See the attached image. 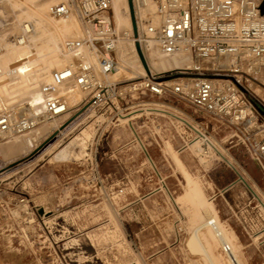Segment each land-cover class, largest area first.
I'll return each mask as SVG.
<instances>
[{
	"label": "rangeland",
	"instance_id": "obj_1",
	"mask_svg": "<svg viewBox=\"0 0 264 264\" xmlns=\"http://www.w3.org/2000/svg\"><path fill=\"white\" fill-rule=\"evenodd\" d=\"M61 1L0 0V90L16 96L4 99L3 110L25 97L20 92L28 83L35 85L33 90L50 78L47 63L55 59L51 51L46 61L35 57L21 62L16 57L26 49L69 38L71 48L61 50L59 60H78L73 26L62 34L54 25H40L31 41L23 29L37 16L34 9ZM152 1L159 7L160 2ZM113 11L116 19L128 14L126 0L110 2L113 33L92 43L116 62L119 44L120 52L130 51L128 63L139 68L134 56L136 50L142 61L139 36L135 31L134 45L131 35L117 34ZM85 20L93 33L92 22ZM106 38L115 47L106 48ZM213 67L168 70L155 74L154 81L168 87L176 83L167 81H227L223 85L233 93L254 98L264 110V100L244 81L247 90L228 82L239 73ZM120 68L119 75L134 76ZM143 79L116 81L115 92L101 98L94 91L83 95L75 89L78 103L72 105L66 94L68 111L38 125L52 122L55 128L34 141L33 129L0 138V264H232L221 252L216 231L205 225V211L240 264H264V210L254 195L264 204V160L250 145L264 140V114L253 111L245 120L220 118L169 91L159 95L139 88L133 94L122 89ZM18 81L23 84L14 86ZM251 81L264 89L262 74ZM250 116L254 127L247 123ZM85 128L91 133L85 145L75 146L80 155L54 159ZM166 141L175 149L165 146ZM192 141L194 147L187 152ZM195 232L207 254L188 244Z\"/></svg>",
	"mask_w": 264,
	"mask_h": 264
},
{
	"label": "bare ground",
	"instance_id": "obj_2",
	"mask_svg": "<svg viewBox=\"0 0 264 264\" xmlns=\"http://www.w3.org/2000/svg\"><path fill=\"white\" fill-rule=\"evenodd\" d=\"M173 1L176 2L177 4L183 3L182 5L185 7L186 0H173ZM218 1L224 2L228 0H218ZM110 2L112 6L113 0H110ZM257 2H259V0H233L230 6H220L219 9L223 12H227V13L231 12L232 14H234L235 18H234L233 24L235 27L241 28L243 26L242 15L245 17L247 11L251 8L252 5H255V3ZM60 3L66 4V6L68 7V11L63 15L53 14V11H52L53 7ZM60 3L51 4L49 6L42 5V7L38 9H34V13L37 16H34L35 19L33 21L30 20L28 22H25L23 24V29H24V32L29 36L30 41H31V39L38 37V35H35V36L33 35L35 34V29L40 25L41 26L45 24L54 25V27H56V30L61 32L62 34L68 31H71V29H68V27L73 26L78 36L77 37L74 34L77 37L78 49L80 50V52H76L73 54L76 56V59L78 60L73 63H70V62L74 61L75 59L71 61H67V62L65 61L68 58H65L64 59L65 61L63 59L59 60L61 56L60 55L61 50L63 49L66 50V48H69V49L71 48L69 38L62 39L61 43L59 41V42H47L46 44L43 43L41 45L38 44L39 46L36 45V47L34 48L30 47L29 49H26L24 52L19 54V56L16 58L20 59L21 62L26 59H28L29 61H33L35 57L38 61L40 60L44 61V59L46 61V59H48L47 57H48L49 51H51V53L53 54L52 56L55 59L52 60L49 64L47 63L48 68L51 69L50 78L48 77V81L46 82L44 81L45 83H42L36 89H33V90L31 89L35 85L33 84L31 85L30 83H28L30 86L27 85L28 87H25L20 92V95L24 94L25 97H23V99L15 107L8 109V110H3V107H0V118L1 119L3 118L4 121L6 122V126L3 129L0 127V138L12 137V136H15V135H18V134H21V133H24L26 131L33 129L30 132L31 133L30 140H33V139L36 140L40 136H42L43 133H45L47 130L54 127L56 124H52V122L38 126L45 121H50L55 118L61 117L62 115L66 113V112L61 113L58 116H54V115L51 116L48 110L49 109L48 108L49 98L58 97L62 99L63 108L57 109L56 112L62 109H64L65 111H68L69 106L66 100V98L68 97V94L71 97L72 105L73 104L75 105V103H78L81 100V97L76 94V90L77 92L79 90L83 95H85V93L87 92V90H85V88H83V86L80 85L76 79V74L79 72L82 66H86L87 68H89V70L94 76L95 81L99 83H105V84L120 81L122 79L130 80L133 78H137L138 76L145 78L148 75V73L161 75L162 73H165L168 70H177V69L184 70V69L200 68L203 66L205 67V66H210V65L211 66H225V67H231L234 69L238 68V66H236L233 62H231V59H229L228 57H225L221 59V61H218L216 63L208 62L205 60L195 61L191 55L190 47L187 45L186 41H182L180 44V47L177 50L173 52H166L163 49L160 41L155 39L152 33L149 32V27L158 28L162 22L160 10L156 6V4L152 0H131V5L133 8V16H134V24H133L132 19H131L129 1L126 0L128 14L125 13L124 16H119L116 19V17L114 16L115 15L114 11H113L114 26L116 27L117 34L121 36L123 34L131 35L132 44H134L135 31L137 32L139 36L138 41L140 42L142 61H144L147 68L144 66L143 62L139 58L136 50L134 51V56L136 55L137 57L139 68L134 67L133 65L129 64L128 61H130V57H129L130 51L128 49L127 50L121 49V52H120L119 44H118L116 46V56H117V63H118L117 67L119 66V68L116 71L105 73L102 70L101 65H100V60H101V57L104 55V53H101L98 50V48H96L92 43V40L97 39L98 35L105 34V33H103V31L102 33L101 32L97 33L95 30H93V33L87 31L86 26L89 24L87 23V20H85L83 16V13L78 4V0H62ZM101 15L104 19L103 21L104 28L106 27L108 29L109 27L108 17L106 16L105 12H101ZM173 15H171V17H174ZM77 19L81 21V24L78 23ZM256 22H257L256 20H253L252 24H256ZM50 30H53V29L50 28ZM84 60H86L87 62H85ZM34 63H36V61ZM60 64H62V66ZM37 67H42V65L37 66ZM120 67H122L125 70L127 69L131 70L134 76L126 79L125 77L119 75V71L121 69ZM241 67L243 70H245L249 74H252L255 76H258V74L261 75L259 72L260 70H258L257 67L244 66V65H242ZM46 69L47 68H45V70ZM68 71L70 72V76L64 78L60 83L54 82L55 73H62V74H65L66 76L67 75L66 73ZM262 80H264V77H262ZM200 82L206 83V85L209 87L212 94L222 92V94L226 96V98H231L232 100H235L236 98L235 94L231 92L232 89L229 88L228 86L223 85L224 83L226 84L227 81L223 83L221 82V80L197 79L195 80V82H193V84H190L189 82L182 83L181 81H167L166 83L168 84L176 83L175 85H179L184 90L193 93L192 91L194 89L193 88L194 85ZM17 84H23V81L16 82L14 86H17ZM48 86L52 88L50 91L47 92L45 88H47ZM145 86H146L145 80H142V81L133 83L131 86L127 85L126 88H122V89H128V91L132 92L133 94H137L136 90L139 88H144ZM247 86L257 96H259L260 98L264 100V89H262L260 86H258L251 80L247 81ZM150 88L155 89L154 84H151ZM61 89H62V92H60ZM66 89H67V92H66ZM3 91H4L3 89L0 90V106L2 102H4L5 98L12 99L16 97V96L13 97L11 93H9L8 91L7 92H3ZM66 94H67V97H66ZM50 117H53V118L50 119ZM247 123L250 124L251 127L254 125L253 116H250L248 118ZM90 133L91 132L89 129H86V128L83 129L79 133L78 136L73 138L70 142H67V144L62 146V148L56 154H54V159L64 161V160H71L73 158L78 157V155H80L79 154L80 152L78 153L75 151V146L79 147V145L81 146L85 145L84 143L86 139L90 136ZM259 133H262V132L260 131L257 134ZM201 136L204 137L203 135ZM204 140L206 139L203 138V141ZM254 195L259 201L262 209L264 210L263 202L257 197L255 193ZM205 213L208 216V218L206 217L207 221L205 225L210 226L212 229L216 231V237L220 241V244H222L220 247L221 252L227 258H229L232 264H240L237 260V257L233 251L231 244L228 243L226 240H224L223 234L220 231H218L214 217L209 212L205 211ZM202 226L203 225H200L198 229ZM188 244L190 245V247L197 246L198 250L207 254V251L205 250V248L202 246V244H200L197 232L192 234V236L190 237L188 241ZM224 247H227L226 251L224 250Z\"/></svg>",
	"mask_w": 264,
	"mask_h": 264
},
{
	"label": "built area",
	"instance_id": "obj_3",
	"mask_svg": "<svg viewBox=\"0 0 264 264\" xmlns=\"http://www.w3.org/2000/svg\"><path fill=\"white\" fill-rule=\"evenodd\" d=\"M155 2H160L158 8L162 22L158 28L149 27V32L160 41L166 52L177 50L181 42L186 41L190 47L191 55L199 59L216 63L228 57L238 68L216 66L213 69L239 73V76L234 75L232 77L234 82L228 81L233 87L236 84L247 90L242 85V81L247 85L248 80L255 78L243 70L242 65L257 67L264 77V0H259L255 5H252L245 17L242 15L243 26L241 28L234 26V14L219 9L220 6H230L233 0L224 2L218 0H186L185 7L182 5L183 3L177 4L173 0H155ZM79 5L84 18H88L92 22L93 29L97 33H102V31L105 33L98 35L97 39L93 40H104L106 35H112L108 14L110 0H80ZM261 5H263V10ZM52 11L55 15H63L68 11V7L66 4L60 3L54 6ZM101 12H105L108 17V29L104 28L102 15L99 16ZM253 20L258 23L252 24ZM105 40H109L106 48L115 47L113 40L109 38ZM100 65L105 73L115 71L117 68V62L108 53H104L101 57ZM66 74L65 76L62 73H55L54 82L60 83L64 78L70 76L69 71ZM242 77L244 78L242 79ZM76 79L85 90L94 91L93 96L96 98H101L108 92H115V82L102 85V83L94 80L93 74L86 66L80 68L76 74ZM143 80L146 84L144 89L159 95L169 91L191 105L216 114L220 118L232 115L235 120H245L247 115L253 114V111H258L254 104L243 96V92L241 94L234 93L236 98L232 100L226 98L222 92L212 94L204 82L194 85L193 93H191L179 85L168 87L164 82L154 81L156 80L155 74L150 73ZM151 84H154L155 89L150 88ZM51 88L48 86L45 90L48 92ZM48 108L51 116H58L66 112L64 109L56 112L57 109L63 108L62 99L58 97L49 98ZM5 126L6 122L0 118V127L3 129ZM250 145L254 155L258 159L264 160V140L250 142ZM224 250L226 251L227 247H224Z\"/></svg>",
	"mask_w": 264,
	"mask_h": 264
},
{
	"label": "trees",
	"instance_id": "obj_4",
	"mask_svg": "<svg viewBox=\"0 0 264 264\" xmlns=\"http://www.w3.org/2000/svg\"><path fill=\"white\" fill-rule=\"evenodd\" d=\"M249 100L254 104L255 108H256L259 112H261L262 114H264V110L262 109L261 105H260L259 103H257V101H256L254 98L250 97Z\"/></svg>",
	"mask_w": 264,
	"mask_h": 264
},
{
	"label": "crops",
	"instance_id": "obj_5",
	"mask_svg": "<svg viewBox=\"0 0 264 264\" xmlns=\"http://www.w3.org/2000/svg\"><path fill=\"white\" fill-rule=\"evenodd\" d=\"M167 143L171 146V148L175 149V148L172 146V144H171L170 142H168V141L165 142V146H166ZM194 144H195V143H193V141H192L191 143L188 144L187 152H188L189 149H192V148L194 147ZM171 159H172V158H171ZM179 159H180V158H179ZM180 160H181L182 163L185 165L184 161H183L182 159H180ZM172 161H173V160H172ZM185 167H186V165H185ZM186 168H187V167H186ZM187 170H188V169H187Z\"/></svg>",
	"mask_w": 264,
	"mask_h": 264
},
{
	"label": "water",
	"instance_id": "obj_6",
	"mask_svg": "<svg viewBox=\"0 0 264 264\" xmlns=\"http://www.w3.org/2000/svg\"><path fill=\"white\" fill-rule=\"evenodd\" d=\"M128 1H129V6H130L131 19H132V22L134 24V16H133V9H132V5H131V0H128ZM261 8L263 10V5H261Z\"/></svg>",
	"mask_w": 264,
	"mask_h": 264
}]
</instances>
